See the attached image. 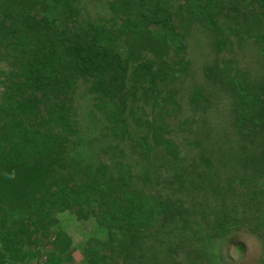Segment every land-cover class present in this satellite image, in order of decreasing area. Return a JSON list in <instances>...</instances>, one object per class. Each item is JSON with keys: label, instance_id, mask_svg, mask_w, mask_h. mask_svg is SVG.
Masks as SVG:
<instances>
[{"label": "trees", "instance_id": "obj_1", "mask_svg": "<svg viewBox=\"0 0 264 264\" xmlns=\"http://www.w3.org/2000/svg\"><path fill=\"white\" fill-rule=\"evenodd\" d=\"M63 214L80 264H264V0H0L4 260Z\"/></svg>", "mask_w": 264, "mask_h": 264}, {"label": "rangeland", "instance_id": "obj_2", "mask_svg": "<svg viewBox=\"0 0 264 264\" xmlns=\"http://www.w3.org/2000/svg\"><path fill=\"white\" fill-rule=\"evenodd\" d=\"M88 10L93 15L106 14L104 4H90ZM92 231L93 226L90 222H78L70 215H61L60 227L52 234L50 244L44 251L34 254L28 264H42V252L46 255L48 264H80L79 248ZM228 242L230 245L227 246V243L220 250L228 264H258L260 261V243L253 235L243 231L234 232L229 236ZM238 247L241 248L240 251H237Z\"/></svg>", "mask_w": 264, "mask_h": 264}, {"label": "crops", "instance_id": "obj_3", "mask_svg": "<svg viewBox=\"0 0 264 264\" xmlns=\"http://www.w3.org/2000/svg\"><path fill=\"white\" fill-rule=\"evenodd\" d=\"M0 264H9V263H7L5 260H4V258H3V256L0 254Z\"/></svg>", "mask_w": 264, "mask_h": 264}]
</instances>
